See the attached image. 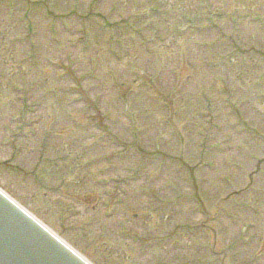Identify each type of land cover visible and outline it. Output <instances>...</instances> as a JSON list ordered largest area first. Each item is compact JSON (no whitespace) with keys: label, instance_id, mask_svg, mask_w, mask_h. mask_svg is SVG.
<instances>
[{"label":"rangeland","instance_id":"374dc122","mask_svg":"<svg viewBox=\"0 0 264 264\" xmlns=\"http://www.w3.org/2000/svg\"><path fill=\"white\" fill-rule=\"evenodd\" d=\"M0 190L89 264H264V0H0Z\"/></svg>","mask_w":264,"mask_h":264},{"label":"water","instance_id":"95a60500","mask_svg":"<svg viewBox=\"0 0 264 264\" xmlns=\"http://www.w3.org/2000/svg\"><path fill=\"white\" fill-rule=\"evenodd\" d=\"M0 264H87L0 193Z\"/></svg>","mask_w":264,"mask_h":264}]
</instances>
